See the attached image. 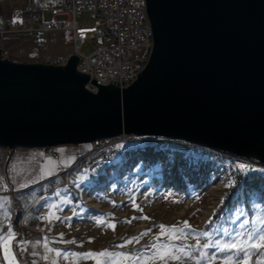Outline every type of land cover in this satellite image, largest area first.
<instances>
[{"label": "water", "instance_id": "water-1", "mask_svg": "<svg viewBox=\"0 0 264 264\" xmlns=\"http://www.w3.org/2000/svg\"><path fill=\"white\" fill-rule=\"evenodd\" d=\"M153 49L127 88L0 56V147L159 137L264 166V0H146ZM92 83V82H91Z\"/></svg>", "mask_w": 264, "mask_h": 264}, {"label": "rangeland", "instance_id": "rangeland-1", "mask_svg": "<svg viewBox=\"0 0 264 264\" xmlns=\"http://www.w3.org/2000/svg\"><path fill=\"white\" fill-rule=\"evenodd\" d=\"M89 18L84 15L79 24L95 26L97 23ZM47 19L44 14L43 20ZM99 43L88 41L79 51L83 57L88 56ZM91 146L63 145L55 149L61 160L67 163L71 159L67 163L69 167L79 156L89 153ZM240 165L244 164L192 146L156 142L121 147L113 168L108 170L99 166L92 171L60 174L56 162L55 173L30 188L26 192L29 199H22L26 204L40 197L39 202L28 208L26 214H17L12 222L24 230L34 264H50L51 259H56L57 264H70L55 253L47 252L45 244L49 248L76 253L110 249L136 254L144 251L145 255H150L147 245L159 234L157 226L160 224L182 226V222H188L190 228L185 232L191 234L183 241H176L177 244L223 240L226 239L222 235L224 231L234 234L245 220L250 227L257 216H264V181L253 190L246 189L244 183L252 174L264 176V173L246 165L241 169ZM53 204L59 205L58 209H51L58 219H42ZM42 209L44 215L39 214ZM141 216L149 219H133ZM101 218L114 224L115 229L98 226L96 221ZM146 230L148 234L138 242L124 248L113 247ZM200 232L210 235L198 236ZM61 234L63 241L75 243L61 242ZM199 251L193 254L197 259ZM45 255L49 256V261L43 259ZM79 264L94 262L88 259ZM170 264H195V260L185 258Z\"/></svg>", "mask_w": 264, "mask_h": 264}, {"label": "built area", "instance_id": "built-area-1", "mask_svg": "<svg viewBox=\"0 0 264 264\" xmlns=\"http://www.w3.org/2000/svg\"><path fill=\"white\" fill-rule=\"evenodd\" d=\"M7 0H0V5ZM24 9L30 10L35 0H21ZM49 1V5L42 6V11H48L50 19L32 24L24 29L13 23L1 25L0 36L13 32L28 31L35 40V47L40 52L45 65L50 62L48 47L44 35L48 32L62 33L64 46H70L72 53L79 58L77 71L89 77L86 89L92 93L97 92L98 86H116L127 88L137 79V76L147 65L153 49V35L150 29L146 11V0H41ZM32 10V9H31ZM84 15L96 22L95 26L79 24ZM2 17L0 14V22ZM99 41L94 51L84 56L79 48L86 42ZM0 56L4 58L6 52L1 49ZM92 82V83H91ZM140 142H156L170 146H192L217 155L232 162H239L264 173V166L245 158H239L227 153L209 150L203 147L187 144L182 141L159 138L139 137L134 135H120L112 139H101L91 143L92 150L74 160L69 166H58L60 174L70 172L92 171L102 166L105 169L113 168L114 158L117 157L121 147H134ZM96 155V157H95ZM99 155L100 157H98ZM51 158L57 162L60 155L52 151ZM2 194L9 195L10 188L2 189ZM44 210L39 214L44 215ZM13 222L1 220L0 228L9 230Z\"/></svg>", "mask_w": 264, "mask_h": 264}, {"label": "snow or ice", "instance_id": "snow-or-ice-1", "mask_svg": "<svg viewBox=\"0 0 264 264\" xmlns=\"http://www.w3.org/2000/svg\"><path fill=\"white\" fill-rule=\"evenodd\" d=\"M71 159L67 161L70 163ZM55 163L48 158L44 165L40 167V178L43 179L48 175H53L56 171ZM60 164L67 166L63 160ZM241 169L245 166L240 165ZM16 166H13V171ZM21 184L20 187H25ZM228 186V185H226ZM0 187H4L0 184ZM178 202V201H177ZM10 204L8 197H0V213L5 218L8 217V205ZM59 208V205L53 204L50 210L42 219H58L55 212L51 209ZM243 214V213H241ZM133 219H149L148 217H134ZM97 224L105 225L115 229V225L107 223L104 219H97ZM131 223V221H128ZM249 222L245 220L240 225L238 230L230 233L224 231L222 235L226 239H212L211 242L197 243L195 245L177 244L176 241L185 240L191 233H186L185 229L190 228L187 221L182 222L181 225L166 226L160 224L157 227L160 229L159 234L154 237V241L149 242L147 249L151 252L150 255H145L144 251L139 254L128 252H113L110 249L102 250L101 252L89 251L86 253L68 252L61 249L49 248L45 244V249L49 253H55V256L70 261V264H79L80 261L91 259L94 264H170V262H180L187 258L188 260H195V264H264V216H257L249 227ZM148 231L142 232L137 237H132L126 240L124 244L114 245L113 247L124 248L127 244L138 242L143 236L147 235ZM18 235L11 227L6 234H0V252H2L3 264H22V261L17 259L18 252L13 251L11 241ZM207 232H200L198 236H209ZM61 242L75 243V241H63V234H61ZM28 242L20 240L16 243V248L20 251L27 250ZM199 249V258L194 257V253ZM205 249H212L208 252ZM222 254V255H218ZM33 255H36L33 253ZM44 260L49 261V256L45 255ZM34 264V262H33ZM50 264H57L56 259H51Z\"/></svg>", "mask_w": 264, "mask_h": 264}, {"label": "crops", "instance_id": "crops-1", "mask_svg": "<svg viewBox=\"0 0 264 264\" xmlns=\"http://www.w3.org/2000/svg\"><path fill=\"white\" fill-rule=\"evenodd\" d=\"M49 1L42 2L41 0H35L34 6L30 10L24 9V4L21 0H7L0 5V14L2 17L1 25L7 23H13L21 28L27 29L32 24L40 21H47L50 19L48 11H42V6L49 5ZM48 16L47 20H43V16ZM46 40V47H48V55L50 62L47 64L64 65L65 61L71 56L72 50L70 46H64L62 42V33L59 31L48 32L44 35ZM1 49L6 52L4 58L6 60L15 63H42V56L36 49L35 40L32 34L28 31L13 32L0 36ZM56 148V147H55ZM55 148L40 149V148H14L7 150L0 147V184L4 187H0V197H8L10 204L8 205V217L5 218L0 213L1 220L13 221L17 214L27 213L28 208L32 205H36L40 197L31 199L29 203H24L22 199H29V194L26 193L30 188L38 186L45 178H40V167L44 165L48 158H51L52 151L57 150ZM51 160L55 162L52 158ZM61 161V156L60 160ZM57 161L58 166H63ZM74 163V162H73ZM16 166V170L13 171V166ZM68 167V166H65ZM58 171V170H57ZM55 176V175H54ZM26 186L21 188L20 185ZM9 187L11 193L9 195L2 194V189ZM18 235L11 241L13 251L18 252L17 259L22 261V264H32V257L28 253V245L26 251H20L16 248V243L20 240H26L24 230L19 226L15 227V223L11 227ZM9 230L0 228V234H6ZM0 264L2 261V252H0Z\"/></svg>", "mask_w": 264, "mask_h": 264}, {"label": "trees", "instance_id": "trees-1", "mask_svg": "<svg viewBox=\"0 0 264 264\" xmlns=\"http://www.w3.org/2000/svg\"><path fill=\"white\" fill-rule=\"evenodd\" d=\"M264 176L259 174H252L248 178L244 179V183L246 185V189L253 190L257 189L260 185H263Z\"/></svg>", "mask_w": 264, "mask_h": 264}]
</instances>
